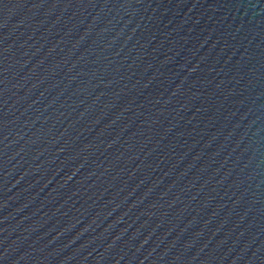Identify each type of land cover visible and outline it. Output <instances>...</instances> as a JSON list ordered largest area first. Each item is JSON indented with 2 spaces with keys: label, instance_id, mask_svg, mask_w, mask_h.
I'll list each match as a JSON object with an SVG mask.
<instances>
[{
  "label": "water",
  "instance_id": "1",
  "mask_svg": "<svg viewBox=\"0 0 264 264\" xmlns=\"http://www.w3.org/2000/svg\"><path fill=\"white\" fill-rule=\"evenodd\" d=\"M0 264H264V0H0Z\"/></svg>",
  "mask_w": 264,
  "mask_h": 264
}]
</instances>
